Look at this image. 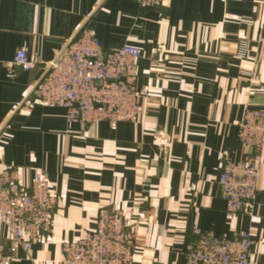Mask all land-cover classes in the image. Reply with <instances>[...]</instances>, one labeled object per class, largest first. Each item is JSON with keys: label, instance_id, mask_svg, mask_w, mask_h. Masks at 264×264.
<instances>
[{"label": "crops", "instance_id": "0c3cea01", "mask_svg": "<svg viewBox=\"0 0 264 264\" xmlns=\"http://www.w3.org/2000/svg\"><path fill=\"white\" fill-rule=\"evenodd\" d=\"M83 27L104 49L138 48L150 102L134 122L82 129L37 101L44 69ZM18 49L33 68L14 65ZM245 106L264 108V0H0V171L27 187L41 171L55 199L50 229L9 264H54L101 207L123 211L130 264H182L195 226L250 232L251 264H264V151L250 215L227 213L217 183L225 160L252 155L238 138Z\"/></svg>", "mask_w": 264, "mask_h": 264}, {"label": "built area", "instance_id": "2783aa9c", "mask_svg": "<svg viewBox=\"0 0 264 264\" xmlns=\"http://www.w3.org/2000/svg\"><path fill=\"white\" fill-rule=\"evenodd\" d=\"M132 1L153 8L163 0ZM139 55L131 45L104 49L95 31L83 27L44 69L37 84V101L62 108L66 120L79 123L82 129L101 121L112 130L119 122H134L150 102L146 87L138 86ZM36 62L24 49H18L13 59L24 70ZM237 126L240 143L252 155L238 162L225 160L217 183L227 213L250 215L264 151V108L245 106ZM54 205L48 179L41 171L28 187L19 182L16 170L0 171V224L6 230V237L0 234V264H9L18 248L27 251L41 232L50 229ZM192 232L196 238L184 245L182 264H251L254 240L250 232L228 237L198 226ZM132 250L123 211L101 207L95 227L63 241L62 257L54 264H130Z\"/></svg>", "mask_w": 264, "mask_h": 264}, {"label": "rangeland", "instance_id": "374dc122", "mask_svg": "<svg viewBox=\"0 0 264 264\" xmlns=\"http://www.w3.org/2000/svg\"><path fill=\"white\" fill-rule=\"evenodd\" d=\"M243 47V48H242ZM242 50H246V53H244V55H242L241 54V51ZM238 54H239V56H241V57H243V56H245L246 54H247V48H246V45L245 44H242V45H240V47H239V51H238Z\"/></svg>", "mask_w": 264, "mask_h": 264}]
</instances>
